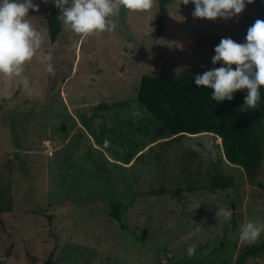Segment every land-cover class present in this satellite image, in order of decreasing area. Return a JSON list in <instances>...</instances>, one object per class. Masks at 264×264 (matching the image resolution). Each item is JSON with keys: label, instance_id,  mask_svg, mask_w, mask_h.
<instances>
[{"label": "rangeland", "instance_id": "1", "mask_svg": "<svg viewBox=\"0 0 264 264\" xmlns=\"http://www.w3.org/2000/svg\"><path fill=\"white\" fill-rule=\"evenodd\" d=\"M185 2L172 0L161 24L159 0L145 12L121 8L111 32L81 36L61 23L53 42L47 17L59 9L34 0L40 11L29 17L55 74L34 59L27 87L0 76V264H238L264 243V233L239 239L240 224L264 222V162L250 180L220 137L176 138L138 102L143 77L219 67L221 39L243 43L264 21V0L214 21ZM258 260L264 252L245 264Z\"/></svg>", "mask_w": 264, "mask_h": 264}, {"label": "clouds", "instance_id": "2", "mask_svg": "<svg viewBox=\"0 0 264 264\" xmlns=\"http://www.w3.org/2000/svg\"><path fill=\"white\" fill-rule=\"evenodd\" d=\"M52 2L59 9L58 19L65 30L87 36L115 29L113 17L121 8L133 12H145L152 8L154 0H43ZM252 0H186L194 5V18L229 20L244 12ZM39 12L34 0H0V76L17 78L25 86V66L38 60L46 71L55 74L51 52H43L44 36L30 20L29 12ZM213 67L195 76L198 88L211 90V99L217 103L232 101L234 94L246 90L243 109H255L264 87V21L251 25L243 43L223 38L215 46ZM235 66V67H233ZM216 217L230 220L232 212L217 208ZM264 233V222L248 220L239 226V239L255 243ZM195 246L187 249L189 257L195 255Z\"/></svg>", "mask_w": 264, "mask_h": 264}, {"label": "trees", "instance_id": "3", "mask_svg": "<svg viewBox=\"0 0 264 264\" xmlns=\"http://www.w3.org/2000/svg\"><path fill=\"white\" fill-rule=\"evenodd\" d=\"M171 1L159 0V24L163 23L166 6ZM58 15L57 11H52L47 17L53 42L61 33ZM245 95L246 90L240 91L234 94L232 101L217 103L211 99L210 89L196 86L194 76H145L140 83L138 102L149 111L152 119L158 120L176 138L204 134L220 137L227 161L243 167L248 178L254 180L264 162V87L255 109L242 110ZM111 215L122 220L120 203H113ZM261 252H264V243L242 253L238 264L255 259ZM262 263L263 260L255 262Z\"/></svg>", "mask_w": 264, "mask_h": 264}]
</instances>
